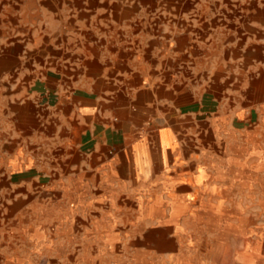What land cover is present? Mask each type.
I'll return each instance as SVG.
<instances>
[{"label": "crops", "instance_id": "0c3cea01", "mask_svg": "<svg viewBox=\"0 0 264 264\" xmlns=\"http://www.w3.org/2000/svg\"><path fill=\"white\" fill-rule=\"evenodd\" d=\"M251 1L69 0L53 16L37 0L0 9V31L13 36L0 38V264H38L63 244L48 225L116 223L113 207L134 197L169 209L146 224L185 221L178 211L194 196L198 217H218L232 149L244 146L220 130L252 114L264 123V84L249 83L255 68L264 75V58L251 64V49L264 57V3Z\"/></svg>", "mask_w": 264, "mask_h": 264}, {"label": "rangeland", "instance_id": "374dc122", "mask_svg": "<svg viewBox=\"0 0 264 264\" xmlns=\"http://www.w3.org/2000/svg\"><path fill=\"white\" fill-rule=\"evenodd\" d=\"M255 1L264 3V0ZM18 2L0 0V9L17 8ZM37 2L38 7L50 10L51 16L61 9L69 11V0ZM9 30L0 31L3 41L13 37ZM263 58L260 49H251V64H258ZM249 83L255 91L264 84L259 68L250 72ZM261 100L255 95L251 97V104ZM253 116L233 123L231 132L220 130L225 140L239 139L244 146L234 145L232 149L233 177L222 194L226 207L219 211L218 217H209L205 213L208 209H200L202 216L198 217L200 211L194 206L198 203L194 196L188 210L178 211L186 217L185 221L146 224L140 221L141 217H158L167 214L169 209L142 208L134 197L131 202L125 201L127 206L113 207L118 214L116 223L87 216L77 220L63 219L67 223L59 219L48 225V230L63 244L58 245L56 254L38 256L37 263L264 264V123H257ZM219 147L218 153L223 155V142ZM243 157L247 162H241ZM60 195L47 193L43 198L56 200ZM53 246L44 243L42 249L54 251Z\"/></svg>", "mask_w": 264, "mask_h": 264}]
</instances>
